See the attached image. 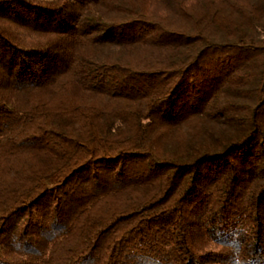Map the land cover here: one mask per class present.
Returning <instances> with one entry per match:
<instances>
[{"label":"trees","instance_id":"obj_1","mask_svg":"<svg viewBox=\"0 0 264 264\" xmlns=\"http://www.w3.org/2000/svg\"><path fill=\"white\" fill-rule=\"evenodd\" d=\"M0 264H264V0H0Z\"/></svg>","mask_w":264,"mask_h":264},{"label":"rangeland","instance_id":"obj_2","mask_svg":"<svg viewBox=\"0 0 264 264\" xmlns=\"http://www.w3.org/2000/svg\"><path fill=\"white\" fill-rule=\"evenodd\" d=\"M42 2H49V1H53V0H40Z\"/></svg>","mask_w":264,"mask_h":264}]
</instances>
